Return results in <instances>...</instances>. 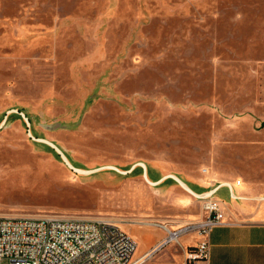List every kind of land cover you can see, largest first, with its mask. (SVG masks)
Wrapping results in <instances>:
<instances>
[{
    "label": "rangeland",
    "instance_id": "obj_1",
    "mask_svg": "<svg viewBox=\"0 0 264 264\" xmlns=\"http://www.w3.org/2000/svg\"><path fill=\"white\" fill-rule=\"evenodd\" d=\"M173 175L264 196V0H0V216L178 231Z\"/></svg>",
    "mask_w": 264,
    "mask_h": 264
},
{
    "label": "built area",
    "instance_id": "obj_2",
    "mask_svg": "<svg viewBox=\"0 0 264 264\" xmlns=\"http://www.w3.org/2000/svg\"><path fill=\"white\" fill-rule=\"evenodd\" d=\"M241 185V181H237ZM232 198L233 186L227 183ZM215 190L199 196L208 215L169 235L149 254H155L187 233L196 232L201 242L189 255L188 264L207 262L212 231L230 225L224 203ZM172 234L174 237H172ZM136 240L109 219L0 216V264H137Z\"/></svg>",
    "mask_w": 264,
    "mask_h": 264
},
{
    "label": "crops",
    "instance_id": "obj_3",
    "mask_svg": "<svg viewBox=\"0 0 264 264\" xmlns=\"http://www.w3.org/2000/svg\"><path fill=\"white\" fill-rule=\"evenodd\" d=\"M147 173L145 168L144 174L147 175ZM185 178L204 189L202 192H197L185 181L186 186L193 190L187 186L188 191H185L194 197L212 190H215V197L222 188H226L227 183L232 184L236 196L232 198L230 195L233 200L231 204L222 201L231 224L217 227L212 231L209 237L210 258L207 262L199 261L197 264H264V196L255 195L247 188H242V182L241 185H237V181L222 179L212 181L210 186L205 177L198 180L186 176ZM154 180L156 184L163 181V179ZM207 215L205 211V216ZM132 233L134 236H131L138 243L135 259L143 258V261L137 264H188L190 253L196 251L201 242V237L196 232L187 233L179 238V243L172 242L149 256L153 249L165 240L166 231L158 226L151 229L136 228Z\"/></svg>",
    "mask_w": 264,
    "mask_h": 264
},
{
    "label": "bare ground",
    "instance_id": "obj_4",
    "mask_svg": "<svg viewBox=\"0 0 264 264\" xmlns=\"http://www.w3.org/2000/svg\"><path fill=\"white\" fill-rule=\"evenodd\" d=\"M52 146V145H51ZM53 147V146H52ZM53 148H55L56 150H58L56 147H53ZM58 152L60 153L61 151L60 150H58ZM62 153V152H61ZM62 155H63V153H62ZM63 158H64V155H63ZM65 161H67V160H65ZM67 163L72 167V165L67 161ZM145 168V167H144ZM146 176V175H145ZM175 180H177V182L179 183V185L184 189V190H186V191H188V189H187V186H186V184H185V182L180 178V177H178V176H176V175H173L172 176ZM190 191V190H189ZM209 193V192H208ZM194 194V193H193ZM207 194V193H206ZM195 195V194H194ZM198 197V196H197ZM199 198V197H198ZM156 226H159V227H161V228H163L164 230H166L168 233H172V232H174L175 230H172V229H170V228H168V226H166V225H160V224H156ZM168 229V230H167ZM172 237H174V235L172 234ZM135 261H136V263H138V262H140V261H143V258H142V260H136L135 259Z\"/></svg>",
    "mask_w": 264,
    "mask_h": 264
},
{
    "label": "water",
    "instance_id": "obj_5",
    "mask_svg": "<svg viewBox=\"0 0 264 264\" xmlns=\"http://www.w3.org/2000/svg\"><path fill=\"white\" fill-rule=\"evenodd\" d=\"M60 154L62 155V153L60 152ZM63 156V155H62Z\"/></svg>",
    "mask_w": 264,
    "mask_h": 264
}]
</instances>
